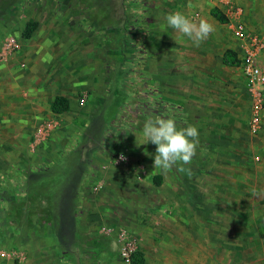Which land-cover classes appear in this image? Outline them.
I'll list each match as a JSON object with an SVG mask.
<instances>
[{
	"label": "rangeland",
	"instance_id": "rangeland-1",
	"mask_svg": "<svg viewBox=\"0 0 264 264\" xmlns=\"http://www.w3.org/2000/svg\"><path fill=\"white\" fill-rule=\"evenodd\" d=\"M32 1L26 14L31 20L24 19V24L45 17L41 8L54 9L58 19L74 26L56 29L58 51L77 50L80 59L53 61L54 65L33 59L38 54L35 39L22 37L25 27L0 31V47L11 37L20 44L18 52L0 60V259L12 264H127L121 250L132 248L143 254V264H264V205L257 197L249 199L247 187L244 193L227 188L214 193V173L200 174L196 166L188 179L183 162L162 170L155 182L156 146L144 144L142 135L152 115L138 96L142 90L159 88L152 82L159 66L170 63L173 72L177 69L176 53L169 55L164 49L177 51L184 35L166 26V14H186L189 5H198L192 8L198 16L211 7H239L248 31L261 39L264 0ZM209 23L216 39L232 35L225 25ZM40 36L36 33V41ZM61 65L65 71L74 69V87L79 82L83 86L75 95L69 84L74 110L56 119L48 113L31 124L11 120L13 110L7 107L15 94L22 102L29 80H36L41 69L49 79ZM90 94L96 102L92 114L105 121L93 128V142L81 136L85 123L78 110ZM51 95L44 91L37 101L41 111ZM38 114V119L44 118L43 112ZM77 119L81 123H74ZM39 129L41 135L36 134ZM118 154L124 162H116ZM199 157L196 152L192 160ZM63 185L78 188L75 194L69 190L63 195L68 201L75 195L74 202H55ZM74 209L89 215L92 227L77 235L72 249L60 252L54 214L58 210L69 215L67 211ZM224 213L240 217L222 218Z\"/></svg>",
	"mask_w": 264,
	"mask_h": 264
},
{
	"label": "crops",
	"instance_id": "crops-1",
	"mask_svg": "<svg viewBox=\"0 0 264 264\" xmlns=\"http://www.w3.org/2000/svg\"><path fill=\"white\" fill-rule=\"evenodd\" d=\"M32 4V0H0V31L7 29V32H14L18 25L25 27L24 19L31 20V18H27L26 14L32 9ZM196 7L187 6L186 15L197 22L200 19H205L208 22L218 23L209 15V10L212 7L207 9L205 13L202 12L199 16L194 14L195 9H192ZM217 8L226 14L222 6H217ZM53 10L48 7L41 8V12L46 13L45 17L37 16L33 18L34 21L32 22H36L37 26H39L38 31L34 30L29 38L35 39L36 47L34 51L38 53L33 55V59L38 57L42 61H49L51 65H54L53 61L54 63L62 60L77 61L80 59V54L77 50L70 53H64L62 49L58 51L60 49L58 46L61 42L60 38H56V29L74 26L65 19H58L57 14ZM223 25L231 32L229 24ZM36 33L41 35L37 41ZM216 37L217 39L210 33L197 46L193 40L184 35L178 39L177 51L171 52V47L164 49L169 55L176 53L174 62L178 66L174 72L170 63L167 68L159 66L154 70L155 73L153 71L152 82L157 83L159 88H155L156 90L154 91L157 95L152 100L151 115L152 118L174 117L178 126L182 128L189 125L197 127L198 142L196 152L200 157L197 161L191 160L187 164L184 163L185 172L189 173L187 174L188 179H190L193 169L199 166L200 174L206 172L214 173L217 190L214 193L218 194L220 188H227L228 191L235 189L237 193H244L241 190L247 187L248 192L245 193L248 194L249 199L256 200L257 197L259 198L258 202L264 205V95L261 97V109L255 112L256 97L246 88L240 65L230 67L225 66L222 62V56L226 49L235 52L240 60L242 53L241 43L233 37V34L231 36L217 35ZM261 39L263 41V49L257 55V63L264 71V32ZM49 57L51 59H48ZM69 65L73 67L72 63ZM67 71H71V73L65 74ZM67 71L61 65L50 74L51 77L48 79L43 77L44 74L42 72L44 70L41 69L40 74H36L39 77H36V80H29L30 84H26L22 102L19 101L20 98H16L15 94V100L8 103L7 108L13 110L10 111V119H16L13 121L25 124L44 120L48 113L53 115L51 113V104L55 96H63L69 102V110L61 115H53L55 119L74 110L75 107L71 102L73 94L69 89L72 85L69 86L70 83H73L72 87H74V78H72L74 69L70 68ZM161 71L163 75H161ZM81 87L83 86L80 85V82L77 83L76 87H74L75 95ZM43 89L46 93L47 91L51 92L52 95L47 106H44L43 111H41L42 107L37 101L41 100ZM89 97L90 99L86 101L82 109L77 107L76 109L82 110L81 115L84 117L85 130H81L82 138L85 136L88 141L93 142L95 141V132H92L93 128L103 125L105 121L103 120L104 117L99 115L95 119L93 115L95 111L93 112V109H95L96 102L91 94ZM102 97L99 98L102 100L100 104L104 105L107 102L105 97H103L104 99ZM38 112H43L44 118L38 119L40 114ZM255 113L258 116V128L255 133H251L250 120ZM77 122L81 123L79 119L74 120V123ZM154 155L153 149V167ZM155 169L158 173L157 175L162 174L161 169ZM209 180L211 179L209 178ZM210 185L209 187H211ZM69 188L65 187V185L58 188L57 200H55L57 204L62 205L65 201H75V195L69 201L65 200L66 196H63L69 190L74 192V194L78 190V188L72 186L71 189ZM74 189L76 190L74 191ZM69 197H72V195ZM46 202L51 204L52 200H47ZM64 214L63 211L56 210L53 218L54 222H56V235L61 236L59 241L55 243L60 252L62 248L64 251L67 247L72 249L74 242H77V235L89 233L88 231L92 227L89 215H85V217L83 212L81 214L76 213V209H74L70 220L66 223L65 220L68 218L65 219L67 214ZM188 217L190 218L189 215ZM215 217L219 218L220 216L217 215ZM223 217L237 220L240 215L237 214L234 217L233 214L224 213V215L222 214ZM24 249H26V252H31L27 246H24ZM0 264L12 263L5 258L0 259Z\"/></svg>",
	"mask_w": 264,
	"mask_h": 264
},
{
	"label": "clouds",
	"instance_id": "clouds-1",
	"mask_svg": "<svg viewBox=\"0 0 264 264\" xmlns=\"http://www.w3.org/2000/svg\"><path fill=\"white\" fill-rule=\"evenodd\" d=\"M164 20L166 26L187 36L197 46L214 31L213 25L207 20L200 19L197 22L180 11L166 14ZM142 135L145 138L144 144L151 143L156 146L154 168L168 170L177 162L187 164L197 151V127H179L171 116L147 119L142 128ZM120 158L124 159L123 155Z\"/></svg>",
	"mask_w": 264,
	"mask_h": 264
},
{
	"label": "built area",
	"instance_id": "built-area-1",
	"mask_svg": "<svg viewBox=\"0 0 264 264\" xmlns=\"http://www.w3.org/2000/svg\"><path fill=\"white\" fill-rule=\"evenodd\" d=\"M229 28L233 36L241 43V57L239 65L245 79L246 88L256 97L255 112L261 109V97L264 95V71L257 63V55L263 49V41L256 35H252L243 22V13L239 7L229 8L225 12ZM20 49L19 42L11 37L6 39L0 47V60H5L8 56L15 54ZM49 127V125H48ZM258 128V116L255 113L250 120L251 133H255ZM42 129H39L36 134L41 135ZM37 138H41L38 136ZM122 154H118L116 162L122 163L125 160L121 159ZM134 252L132 248H123L121 256L127 264L130 263V255Z\"/></svg>",
	"mask_w": 264,
	"mask_h": 264
},
{
	"label": "trees",
	"instance_id": "trees-1",
	"mask_svg": "<svg viewBox=\"0 0 264 264\" xmlns=\"http://www.w3.org/2000/svg\"><path fill=\"white\" fill-rule=\"evenodd\" d=\"M209 15L220 24H226L228 21L226 15L217 7H212L209 10ZM36 27H37L36 22H27L22 32V37L24 39H29L31 37L32 32L36 29ZM222 62L225 66H230V67H237L239 65V59L237 58L235 52H233L230 49H226L224 51L223 56H222ZM154 91H155L154 89L150 91L145 89V90H142L140 93H138V96L143 98V100H145L142 106H145L146 110L148 109L150 113L152 110V100L157 95V93ZM68 110H69V102L65 97L55 96L53 98L52 104H51V113L53 115L55 116L61 115L64 112H67ZM153 179L155 180V182H158L157 180H159V175L154 176ZM67 212L69 215L65 217V219L68 218L67 220H65V223L70 220L71 214H72V211L70 213L69 211ZM129 260L131 264H143L144 263L143 254L138 249L134 250V252L130 255Z\"/></svg>",
	"mask_w": 264,
	"mask_h": 264
}]
</instances>
